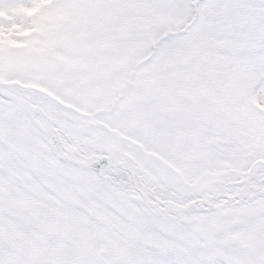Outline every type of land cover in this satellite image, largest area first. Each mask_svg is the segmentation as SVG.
I'll list each match as a JSON object with an SVG mask.
<instances>
[{"label":"snow or ice","instance_id":"6c2138e0","mask_svg":"<svg viewBox=\"0 0 264 264\" xmlns=\"http://www.w3.org/2000/svg\"><path fill=\"white\" fill-rule=\"evenodd\" d=\"M0 264H264V0H0Z\"/></svg>","mask_w":264,"mask_h":264}]
</instances>
